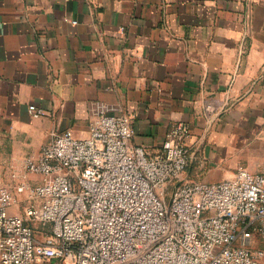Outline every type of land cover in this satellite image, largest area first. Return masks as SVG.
<instances>
[{"label": "crops", "instance_id": "crops-1", "mask_svg": "<svg viewBox=\"0 0 264 264\" xmlns=\"http://www.w3.org/2000/svg\"><path fill=\"white\" fill-rule=\"evenodd\" d=\"M101 112L127 116L150 153L185 122L186 179L264 176V0H0V190L37 237L48 224L26 209L42 175L26 158L56 132L88 137Z\"/></svg>", "mask_w": 264, "mask_h": 264}, {"label": "built area", "instance_id": "built-area-1", "mask_svg": "<svg viewBox=\"0 0 264 264\" xmlns=\"http://www.w3.org/2000/svg\"><path fill=\"white\" fill-rule=\"evenodd\" d=\"M205 108H219L205 100ZM29 111L43 110L29 105ZM125 115L101 112L89 136L56 132L27 171L42 175L26 215L48 224L37 237L0 190V264L64 259L70 264H261L264 176L240 169L233 178L189 180V126L177 121L154 153L131 144ZM24 186L18 187L22 191Z\"/></svg>", "mask_w": 264, "mask_h": 264}, {"label": "rangeland", "instance_id": "rangeland-1", "mask_svg": "<svg viewBox=\"0 0 264 264\" xmlns=\"http://www.w3.org/2000/svg\"><path fill=\"white\" fill-rule=\"evenodd\" d=\"M41 235V234H40ZM39 237H41V236H39Z\"/></svg>", "mask_w": 264, "mask_h": 264}]
</instances>
